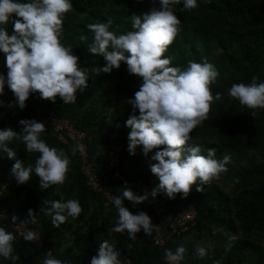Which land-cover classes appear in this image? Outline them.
<instances>
[{"label": "trees", "instance_id": "trees-1", "mask_svg": "<svg viewBox=\"0 0 264 264\" xmlns=\"http://www.w3.org/2000/svg\"><path fill=\"white\" fill-rule=\"evenodd\" d=\"M71 2L73 9L65 14L60 39L65 46H72L80 66L90 71L102 67L105 61L102 56L87 51V44L94 35L87 25L111 19L110 30L117 35L123 34L132 30L129 18L133 14L147 11L152 6L151 0ZM197 5L191 11H181L182 3L174 6L180 31L164 56L171 57L170 66L182 70L189 61H207L218 70L217 80L210 90L213 95L222 93V99L211 104L208 120L190 133L189 144L202 146L205 151L200 154L205 156L206 149L215 148L216 159L221 160L227 154L231 161L218 180L202 185V192L196 191L198 180L186 198L181 194L175 199H169L163 193L156 196L165 213L179 212L188 206L197 211L194 228L167 239L163 248L155 247L152 235L143 230L137 233L134 241L126 232H108L118 219L115 207L102 194L88 187L76 161L79 150L72 154L77 144H62L47 120L54 113L85 131L92 158L98 156L95 166L106 178L109 172L104 168L100 170L103 148L125 144L121 157L123 174L134 181H142L152 190L158 181L149 166L155 163L151 157L160 149H153L147 156L140 146L135 155L128 152L130 128L125 122L130 115L139 116V112H133L126 100L138 90L140 79L127 72L126 64L121 63L120 68L110 74H90L88 88L83 94L77 93L76 102L71 104H64L59 98L53 104L40 99L39 93H33L21 110L14 105L15 98L5 85L4 93L0 95V101H3L0 130L10 126L20 132L18 121L21 119L42 122L46 131L41 139L49 147L63 149L71 164L62 186L41 189L34 172L27 183L18 184L11 173L15 161L0 152V208L20 215L22 219H27L28 209H32L38 230L51 239L48 245L63 264H90L104 240L116 246L124 264H166L165 250L175 252L179 246L186 248L184 259L180 261L183 264H264V109L258 110L253 118L252 110L241 107L237 100L227 95L233 83L248 84L253 76L258 78V83L264 82V0H197ZM6 27L10 33L11 23ZM81 35L88 40L81 42ZM6 73L4 55L0 53V74L6 77ZM9 102L14 106L9 108ZM8 146L15 150L16 157L25 167L34 166L39 153L27 152L19 140H13ZM68 199L79 200L83 210L77 218L68 217L59 227L53 226L51 216L39 210L50 207L44 204L45 200L64 202ZM149 203L147 199L141 204ZM124 206L133 214L138 212V205L134 207L127 200ZM0 227L16 237V233L1 220ZM232 235L236 240L228 247V238ZM187 237L194 240L190 246L185 242ZM206 241H213L216 248L206 251L207 254L200 258L195 248L199 244L206 245ZM13 247V254L19 256L15 264H43L44 255L30 241L16 237ZM0 264L13 262L0 257Z\"/></svg>", "mask_w": 264, "mask_h": 264}, {"label": "clouds", "instance_id": "clouds-1", "mask_svg": "<svg viewBox=\"0 0 264 264\" xmlns=\"http://www.w3.org/2000/svg\"><path fill=\"white\" fill-rule=\"evenodd\" d=\"M151 3L147 11L129 18L132 30L126 33L117 35L111 31V19L87 25L94 34L91 43L87 44V51L102 56L105 61L102 67L90 71L80 66V59L74 54L72 46H65L60 39L65 14L73 9L71 0H0V53L4 55L7 69L6 77L0 74V95H3L7 85L15 98L14 105L19 109L26 107V101L33 93H39L40 99L53 104L57 98L64 104L75 103L77 93L83 94L88 88L90 74H110L119 69L121 63L126 64L130 75L140 79L138 90L126 100L133 112H139V116L130 115L125 122V126L130 128L128 152L135 155L136 148L140 146L147 156L153 149H160L151 157L155 163L149 166L158 183L150 193L139 195L125 187L121 195L111 197L110 202L118 219L108 229V232H126L133 241L141 230L152 235L157 226L152 224L146 212H130L124 206L125 200L135 207L147 200L149 195L154 199L160 193L169 199H175L177 194L186 198L198 180L197 192L203 191L202 185L218 180L231 161L227 154L221 160L216 159L215 148L206 149L205 156L200 154L205 151L202 146L189 144L190 133L208 120L211 104L222 99V93L213 95L210 90L217 80L218 70L207 61H189L182 70L170 66L171 57L164 56L180 31V20L174 13V6L182 3L181 11H191L198 6L197 0H151ZM9 23L12 27L10 33L6 27ZM79 40L86 42L88 37L81 35ZM257 80L253 76L250 83H233L227 90V95L237 100L241 107L252 110L250 115L253 118L258 110L264 109V82L258 83ZM14 105L9 102L8 107ZM18 124L20 132L10 126L0 130V152L15 161L11 173L17 183H27L34 172L41 189L62 186L71 164L69 156L63 149L49 147L41 139L46 131L44 123L21 119ZM13 140L23 143L27 152L39 153L34 166L29 164L25 167L23 161L16 157L15 150L8 146ZM79 147L77 145L72 149L73 155ZM91 159L94 158L91 156ZM44 204L50 207L39 210L51 216L55 227L68 217L77 218L83 210L77 199L64 202L45 200ZM28 216L35 219L32 209H28ZM15 220L13 216L12 221ZM23 238L26 241L36 239L31 231ZM15 240L12 232L0 227V257L11 260L13 264L19 259L13 254ZM228 240L230 247L236 237L232 235ZM185 252L184 246L177 247L175 252L165 250L164 259L167 264H179ZM195 252L200 258L207 254L206 248L199 245ZM120 256L116 246L104 240L90 264H124ZM43 264L63 262L49 255Z\"/></svg>", "mask_w": 264, "mask_h": 264}, {"label": "built area", "instance_id": "built-area-1", "mask_svg": "<svg viewBox=\"0 0 264 264\" xmlns=\"http://www.w3.org/2000/svg\"><path fill=\"white\" fill-rule=\"evenodd\" d=\"M48 120L51 123L53 132L57 135V139L62 144L73 142L80 146L76 159L80 164L83 175L86 177L88 187L93 191L102 194L108 201L113 196L121 195L122 189L125 187L130 188V190L139 195H143L145 192H151L149 186L142 181H134L123 174L121 170V157L126 148L125 144L113 145L105 148L101 152L100 170L102 171L104 168L110 174L106 178L104 174L102 175V173L98 172L95 166L98 156L91 159L87 133L78 129L69 120L61 119L53 113L48 116ZM3 189L4 187H2ZM148 199L150 203L139 204L137 210L146 212L150 216L152 224L157 226L152 233V240L155 247L163 248L167 239L186 233L188 230L194 228L197 211L192 206L182 208L179 212L165 213L158 197L153 199L149 195ZM13 216L16 217L15 222L12 221ZM26 218L28 220L22 219L20 215L8 212L5 208H0V220L5 222L16 233L17 238H23L29 231L33 232L36 239L30 241L31 244L36 246L45 258L50 255L51 258L57 259L53 250L48 245L50 244V240L37 229L33 219H30L29 216ZM179 264L183 263L179 262Z\"/></svg>", "mask_w": 264, "mask_h": 264}, {"label": "rangeland", "instance_id": "rangeland-1", "mask_svg": "<svg viewBox=\"0 0 264 264\" xmlns=\"http://www.w3.org/2000/svg\"><path fill=\"white\" fill-rule=\"evenodd\" d=\"M193 241H194V240H193L192 237H187V238L185 239V242L188 243L189 246L191 245V243H192ZM69 243H70V242H69ZM199 246L206 248V251H209V252L215 250V248H216V244H215L213 241H210V242H209V241H206V245H201V244H199Z\"/></svg>", "mask_w": 264, "mask_h": 264}]
</instances>
